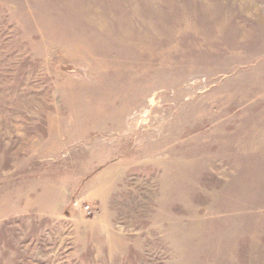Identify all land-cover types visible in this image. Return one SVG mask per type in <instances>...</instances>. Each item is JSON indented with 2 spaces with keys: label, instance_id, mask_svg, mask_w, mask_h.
Returning <instances> with one entry per match:
<instances>
[{
  "label": "rangeland",
  "instance_id": "rangeland-1",
  "mask_svg": "<svg viewBox=\"0 0 264 264\" xmlns=\"http://www.w3.org/2000/svg\"><path fill=\"white\" fill-rule=\"evenodd\" d=\"M0 264H264V0H0Z\"/></svg>",
  "mask_w": 264,
  "mask_h": 264
},
{
  "label": "built area",
  "instance_id": "built-area-1",
  "mask_svg": "<svg viewBox=\"0 0 264 264\" xmlns=\"http://www.w3.org/2000/svg\"><path fill=\"white\" fill-rule=\"evenodd\" d=\"M89 208H90L89 206H86L85 210H87V212H90Z\"/></svg>",
  "mask_w": 264,
  "mask_h": 264
}]
</instances>
